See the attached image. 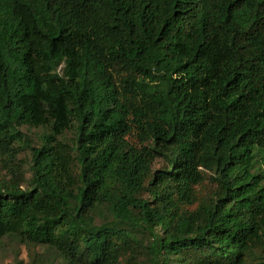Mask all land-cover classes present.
<instances>
[{
  "label": "trees",
  "instance_id": "obj_1",
  "mask_svg": "<svg viewBox=\"0 0 264 264\" xmlns=\"http://www.w3.org/2000/svg\"><path fill=\"white\" fill-rule=\"evenodd\" d=\"M6 238L14 264H264V0H0Z\"/></svg>",
  "mask_w": 264,
  "mask_h": 264
},
{
  "label": "rangeland",
  "instance_id": "obj_2",
  "mask_svg": "<svg viewBox=\"0 0 264 264\" xmlns=\"http://www.w3.org/2000/svg\"><path fill=\"white\" fill-rule=\"evenodd\" d=\"M33 250L32 244L19 245L9 238L0 242V264H14L17 259L28 263L30 260L29 252ZM39 251L42 249L38 248Z\"/></svg>",
  "mask_w": 264,
  "mask_h": 264
}]
</instances>
